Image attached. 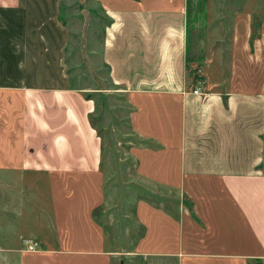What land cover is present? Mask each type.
<instances>
[{
  "label": "crops",
  "instance_id": "1",
  "mask_svg": "<svg viewBox=\"0 0 264 264\" xmlns=\"http://www.w3.org/2000/svg\"><path fill=\"white\" fill-rule=\"evenodd\" d=\"M62 1L0 0V175L11 188L45 182H31L45 200L33 195V212L49 214L31 234L43 249L16 254L26 264H264V22L237 14L227 56L211 33L213 0L96 1L111 20L102 60L141 138L139 171L178 199L140 201L144 235L125 249L96 216L105 142L96 102L73 87Z\"/></svg>",
  "mask_w": 264,
  "mask_h": 264
},
{
  "label": "rangeland",
  "instance_id": "2",
  "mask_svg": "<svg viewBox=\"0 0 264 264\" xmlns=\"http://www.w3.org/2000/svg\"><path fill=\"white\" fill-rule=\"evenodd\" d=\"M96 1H62V20L65 22L69 18L72 29L68 66L73 87L85 89L96 102L92 121L105 142L107 202L96 216L104 223L107 232L116 234L115 238L117 236L120 243L113 247L132 249L144 235L142 225L137 223V204L146 201L166 208L177 205L178 199L175 190L146 181L139 171L133 154L142 149L139 148L141 138L131 127L128 97L112 83L102 60L103 30L111 24V20ZM212 8L211 33L218 35L216 44L227 51V56L231 51L237 14L252 13L256 28L264 22V0H213ZM224 59L228 63V58ZM31 182L38 184L36 187L45 183L28 180L27 177L25 182H15L20 185L11 188L3 185L0 175V264H26L27 258L24 263L16 251L24 246L25 240L33 238L34 221L49 224L48 213L41 212L37 207V212H33V195L38 196L37 201L41 204H45V200L40 194L41 188L33 190ZM20 188L23 191H19ZM38 242L40 250L43 249Z\"/></svg>",
  "mask_w": 264,
  "mask_h": 264
},
{
  "label": "built area",
  "instance_id": "3",
  "mask_svg": "<svg viewBox=\"0 0 264 264\" xmlns=\"http://www.w3.org/2000/svg\"><path fill=\"white\" fill-rule=\"evenodd\" d=\"M201 86H202V84H199L198 88L194 90L195 94H203L204 93L201 90ZM204 95L208 96L209 94L205 93ZM25 244L27 246V250L30 252H39L40 251L39 242L33 238H29V239L25 240Z\"/></svg>",
  "mask_w": 264,
  "mask_h": 264
}]
</instances>
